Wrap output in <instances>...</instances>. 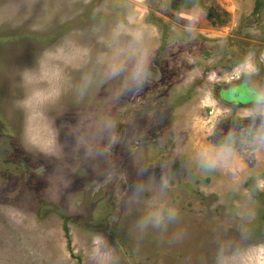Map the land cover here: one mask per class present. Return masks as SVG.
Segmentation results:
<instances>
[{"label": "rangeland", "instance_id": "1", "mask_svg": "<svg viewBox=\"0 0 264 264\" xmlns=\"http://www.w3.org/2000/svg\"><path fill=\"white\" fill-rule=\"evenodd\" d=\"M117 22L145 27L149 84L117 100L118 82L101 75L81 100L72 90L81 71L70 69L71 84L52 109L64 156L30 153L19 70L66 35L106 54ZM249 50L264 81V0H0V264H90L95 233L119 264H214L229 240L241 264H264V153L240 150L211 172L196 158L248 104L247 91L244 99L235 92L248 85L231 73ZM106 118L116 121L114 146ZM141 166L149 173L139 175ZM162 175L171 181L160 194ZM135 183L146 185L140 196ZM161 203L179 207L178 221L141 237L137 220Z\"/></svg>", "mask_w": 264, "mask_h": 264}, {"label": "clouds", "instance_id": "2", "mask_svg": "<svg viewBox=\"0 0 264 264\" xmlns=\"http://www.w3.org/2000/svg\"><path fill=\"white\" fill-rule=\"evenodd\" d=\"M191 20L197 22V16L191 17ZM148 41L149 36L143 25L117 22L106 38V54L94 56L90 47L71 35L41 50L32 67L19 70L23 95L17 105L23 114L22 138L26 149L36 156L57 160L63 158L64 146L59 139V128L52 109L60 104L71 84L70 69L81 71L79 81L72 85V90L81 100L101 75L106 81L118 82L119 89L115 93L117 100L143 91L152 76L153 54ZM261 61H264V56ZM260 72L261 66L253 50L245 53L232 69L231 74L237 81L248 85L246 91L250 99L247 106L237 112L236 126L225 131L218 143L206 145L197 153L198 165L204 171H215L228 164L243 149L264 153V81L256 79ZM115 128L116 121L106 118L103 129L110 134V146L118 143V137L113 132ZM95 154L97 157L103 156L102 152ZM137 173L146 175L149 168L138 167ZM170 181L171 175L161 176L157 185L160 194L167 191ZM131 190L134 196H140L145 192L146 185L135 183ZM245 196L251 201V192H246ZM179 216V207L161 203L141 216L135 227L141 237L149 228L166 232L169 225L178 221ZM113 222H116L115 217ZM246 238L247 235L241 233L240 240ZM89 259L90 264H119L114 247L101 233H95L92 237ZM214 264H241V249L230 240L220 243Z\"/></svg>", "mask_w": 264, "mask_h": 264}, {"label": "snow or ice", "instance_id": "3", "mask_svg": "<svg viewBox=\"0 0 264 264\" xmlns=\"http://www.w3.org/2000/svg\"><path fill=\"white\" fill-rule=\"evenodd\" d=\"M235 92L240 99H244L246 97V89L244 88H238L235 90ZM229 98H231L230 95Z\"/></svg>", "mask_w": 264, "mask_h": 264}]
</instances>
